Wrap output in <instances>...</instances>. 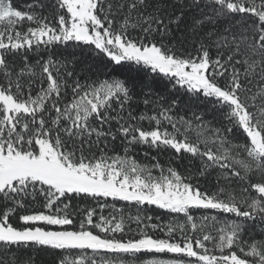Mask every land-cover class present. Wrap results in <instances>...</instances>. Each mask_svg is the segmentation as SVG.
Segmentation results:
<instances>
[{
  "label": "snow or ice",
  "instance_id": "1",
  "mask_svg": "<svg viewBox=\"0 0 264 264\" xmlns=\"http://www.w3.org/2000/svg\"><path fill=\"white\" fill-rule=\"evenodd\" d=\"M133 70L188 97L185 114L179 97L141 84L152 111L136 115L138 85L125 75ZM234 131L243 143H233ZM117 141L123 154L109 147ZM137 145L171 149L176 160L141 164L129 154ZM186 157L198 161L195 172L175 166ZM77 198L185 219L162 226L129 216L137 229L126 232L123 215L94 219L95 209L77 222L69 211ZM200 210L233 218L198 225ZM257 220L264 0H30L26 10L0 0V264H36L22 254L41 250L52 264H97L101 253L99 264H264V240L244 239Z\"/></svg>",
  "mask_w": 264,
  "mask_h": 264
},
{
  "label": "trees",
  "instance_id": "2",
  "mask_svg": "<svg viewBox=\"0 0 264 264\" xmlns=\"http://www.w3.org/2000/svg\"><path fill=\"white\" fill-rule=\"evenodd\" d=\"M30 2V0H13V4L14 6L20 7L21 10H26V5ZM77 55H79V53H77ZM214 56V54H213ZM92 60L89 58L85 61L84 66H87V64H91ZM79 70V68H78ZM113 75H116V73H113ZM125 75L128 76V78L134 79L137 82V89L135 92V96H134V101L132 103V108L135 111L136 115H140L141 113H146V114H151L152 111V106L149 105L147 108L144 106V104L142 103V93H141V89H140V85L141 84H145L148 85L154 92L156 93H160L162 95H167L170 98H180V108L177 109V113L179 115H184V108L185 106L188 104V97L186 96H180V93H169L167 91V89L165 88V82L164 80H161L159 78L157 79H152V78H148L145 79L143 77L142 73H137L134 70L130 71L128 73H125ZM95 78V77H94ZM100 79L105 78L103 75H101L99 77ZM145 91L148 90L147 88L144 89ZM257 91V89L255 87L252 88V92L255 93ZM251 94V93H250ZM257 103H259V100H257ZM207 107H210V105H207ZM216 118H217V127H220V114L219 113H215ZM210 118V117H209ZM144 126L147 127L148 126V122L145 121L144 122ZM227 123L224 122V127H227ZM171 130V129H169ZM190 136L192 138L195 137V131L190 133ZM230 139L233 141V143H243V139L240 135L239 132H233L229 134ZM110 148H114L115 151L117 152H121V154H123V149L120 146V142L117 141L114 144H110L109 145ZM130 155L134 156V158L136 159L137 162L141 163V164H150L152 163V157H155L157 160L160 161V163L162 164H167L170 161H175L176 160V156L174 154V152L171 149H161V150H157L154 148H150L147 145H137L135 146L129 153ZM147 154V155H146ZM196 164H198V161H192L190 159H188L187 157L179 162L178 164H175V166L178 168V170H180L182 173L185 172V169H191L193 172H195V168H196ZM214 176L215 174H213L212 177H208L207 179L205 178H201L199 180V183L201 185H207L210 182L214 181ZM203 190V189H202ZM99 203H104L107 206L101 211V209L99 208ZM99 203L97 201L91 200V199H73L71 201V207L69 209V211L72 213L73 217L77 220V222L83 218L85 210L86 209H95L96 210V217H94V219H97L101 214L104 215L105 217H111V216H116L117 218H119L121 215H123V217L126 220L125 223V231L127 232L129 228H131L133 231H135L137 229V224L135 223V220L133 219L131 222H128L127 218L130 216L132 218H135L137 215H140L142 218L144 217H152L151 221H147L145 220L144 223H151V224H160V225H166L169 222H173L175 221L176 223L179 224H183L184 223V216L183 214H172L167 212L166 210H161L158 209L155 206H142V207H136L134 205H130L126 202H122V201H114L112 198H102ZM113 205L115 207H113ZM37 207L39 206L38 203L36 205ZM123 210L122 212L120 210ZM23 214V213H21ZM195 217H197V224L199 225L202 221L201 218L204 216H217L218 220L223 221L225 219H230L233 218L231 216H226L224 214H218L213 210H200V211H194L192 213ZM159 218V219H157ZM209 224H211V220L208 221ZM78 226V223H77ZM144 225H140V227H143ZM148 231H151V229H146ZM157 235H163L162 232L157 231L156 232ZM249 238L251 239H255V240H264V223H260L259 220H257L255 225H250L248 228V234L244 237V239L249 240ZM250 242V240H249ZM209 247H211V245H209ZM77 253H72L70 255H76ZM22 255L24 256H28V255H34L35 256V260H36V264H52L53 261V254L47 251H38V252H31V251H27L24 252ZM88 255L91 256L92 253L89 250ZM158 257L160 258H169L171 254L168 255H164V254H156ZM152 254H142L140 255L139 259L140 260H145V259H149L151 258ZM101 257H103V253H101ZM101 257L97 258V264H99V259ZM104 258H114L112 254H109L107 257Z\"/></svg>",
  "mask_w": 264,
  "mask_h": 264
},
{
  "label": "rangeland",
  "instance_id": "3",
  "mask_svg": "<svg viewBox=\"0 0 264 264\" xmlns=\"http://www.w3.org/2000/svg\"><path fill=\"white\" fill-rule=\"evenodd\" d=\"M160 258V257H159ZM164 259H167V258H164Z\"/></svg>",
  "mask_w": 264,
  "mask_h": 264
}]
</instances>
